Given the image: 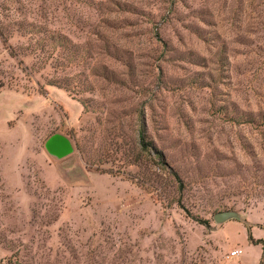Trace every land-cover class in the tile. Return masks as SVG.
I'll use <instances>...</instances> for the list:
<instances>
[{"label":"rangeland","instance_id":"obj_1","mask_svg":"<svg viewBox=\"0 0 264 264\" xmlns=\"http://www.w3.org/2000/svg\"><path fill=\"white\" fill-rule=\"evenodd\" d=\"M0 27V264H264V0H0Z\"/></svg>","mask_w":264,"mask_h":264},{"label":"trees","instance_id":"obj_2","mask_svg":"<svg viewBox=\"0 0 264 264\" xmlns=\"http://www.w3.org/2000/svg\"><path fill=\"white\" fill-rule=\"evenodd\" d=\"M43 23L38 22L37 20H29L26 17H21L20 15H14L11 17V38L15 36L18 32H21L25 34L29 38V49H27V52H30L31 54H39L41 55V63L47 64L51 61H54V63H58L59 60L66 59L69 63L72 62V59L74 60V56L67 57V58H61L56 59V52L59 51V48L61 46L67 47L71 45V42H69L68 38L59 35L55 32L49 31L46 27H44ZM4 33L3 30L0 27V37H2L5 41V43H8V38L3 37ZM69 48H71L69 46ZM72 49V48H71ZM16 49L11 45V57H16ZM71 82V81H70ZM68 83L64 80L55 79V81H51L48 83L49 86H55L64 88L67 91L71 92L72 83ZM140 141L142 145H146V135L145 131H141L139 135ZM162 157V155H160ZM202 225H204L206 228H210V224L208 221H199ZM252 242L253 239L251 238ZM255 244H263V252H264V241H257Z\"/></svg>","mask_w":264,"mask_h":264},{"label":"water","instance_id":"obj_3","mask_svg":"<svg viewBox=\"0 0 264 264\" xmlns=\"http://www.w3.org/2000/svg\"><path fill=\"white\" fill-rule=\"evenodd\" d=\"M48 153L58 159L68 157L74 152V147L69 138L61 134H55L46 142ZM239 214L233 211L220 212L215 215L214 219L217 224H223L231 219L238 218Z\"/></svg>","mask_w":264,"mask_h":264},{"label":"built area","instance_id":"obj_4","mask_svg":"<svg viewBox=\"0 0 264 264\" xmlns=\"http://www.w3.org/2000/svg\"><path fill=\"white\" fill-rule=\"evenodd\" d=\"M242 254H243L242 249H236L230 253L228 258L229 259L237 258V257L241 256Z\"/></svg>","mask_w":264,"mask_h":264},{"label":"crops","instance_id":"obj_5","mask_svg":"<svg viewBox=\"0 0 264 264\" xmlns=\"http://www.w3.org/2000/svg\"><path fill=\"white\" fill-rule=\"evenodd\" d=\"M239 249H240V248H239ZM242 250H243V249H242ZM243 254H244V250H243ZM243 254H242V255H243ZM242 255H241V256H242Z\"/></svg>","mask_w":264,"mask_h":264}]
</instances>
